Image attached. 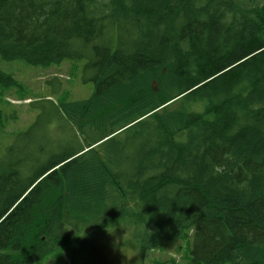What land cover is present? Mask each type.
<instances>
[{
  "label": "trees",
  "instance_id": "1",
  "mask_svg": "<svg viewBox=\"0 0 264 264\" xmlns=\"http://www.w3.org/2000/svg\"><path fill=\"white\" fill-rule=\"evenodd\" d=\"M0 55L87 57L95 83L58 105L79 149L45 158L39 117L15 136L29 156L0 155V264H108L96 241L116 225L143 253L193 231L189 264H264V0H0Z\"/></svg>",
  "mask_w": 264,
  "mask_h": 264
},
{
  "label": "rangeland",
  "instance_id": "2",
  "mask_svg": "<svg viewBox=\"0 0 264 264\" xmlns=\"http://www.w3.org/2000/svg\"><path fill=\"white\" fill-rule=\"evenodd\" d=\"M88 61L87 57L69 58L45 67L30 64L23 59L7 61L0 55V70L11 74L18 81V87L0 86V111L4 121V125L0 126V155L15 141L21 146L22 152L29 156L28 139L16 140L15 136L30 129L39 117L43 121L34 134L37 136L35 142L45 147L51 146L45 158L65 155L85 144L84 133L60 115L58 105L63 101H80L92 96L95 83L93 72L85 69ZM122 138L112 140L99 149H119L116 141ZM32 159L38 160L37 154ZM96 243L104 247L108 264H160L164 259L169 261L168 264H189V258L192 257L190 251L194 246L193 231H187L174 244L166 242L155 249L157 251L148 250L143 253L132 230L130 232L121 225L107 228ZM150 252H154L156 258L144 256ZM35 264L104 263L94 259L86 249L75 256L70 249L58 248Z\"/></svg>",
  "mask_w": 264,
  "mask_h": 264
}]
</instances>
